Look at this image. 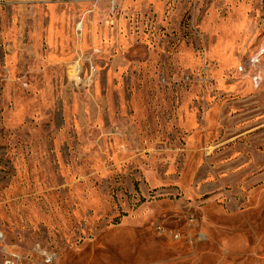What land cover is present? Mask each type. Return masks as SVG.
<instances>
[{"label": "rangeland", "instance_id": "374dc122", "mask_svg": "<svg viewBox=\"0 0 264 264\" xmlns=\"http://www.w3.org/2000/svg\"><path fill=\"white\" fill-rule=\"evenodd\" d=\"M264 0L0 4V264H264Z\"/></svg>", "mask_w": 264, "mask_h": 264}, {"label": "built area", "instance_id": "2783aa9c", "mask_svg": "<svg viewBox=\"0 0 264 264\" xmlns=\"http://www.w3.org/2000/svg\"><path fill=\"white\" fill-rule=\"evenodd\" d=\"M5 0H0V4ZM253 83L256 88L261 87L264 84V78L260 73H257L253 77Z\"/></svg>", "mask_w": 264, "mask_h": 264}]
</instances>
